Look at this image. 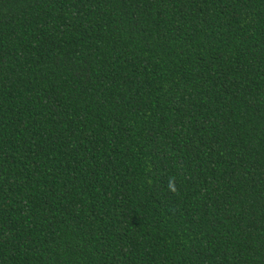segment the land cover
I'll use <instances>...</instances> for the list:
<instances>
[{
	"label": "trees",
	"instance_id": "obj_1",
	"mask_svg": "<svg viewBox=\"0 0 264 264\" xmlns=\"http://www.w3.org/2000/svg\"><path fill=\"white\" fill-rule=\"evenodd\" d=\"M0 264H264V0H0Z\"/></svg>",
	"mask_w": 264,
	"mask_h": 264
}]
</instances>
